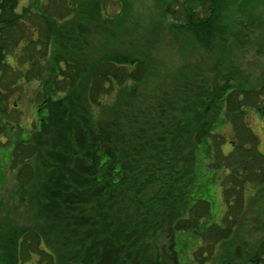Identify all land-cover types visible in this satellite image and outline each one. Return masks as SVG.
I'll return each mask as SVG.
<instances>
[{"label":"trees","instance_id":"1","mask_svg":"<svg viewBox=\"0 0 264 264\" xmlns=\"http://www.w3.org/2000/svg\"><path fill=\"white\" fill-rule=\"evenodd\" d=\"M106 1L0 0V139L14 144L19 197L31 195L43 220L21 233L16 264H182L179 245L192 242L180 235L194 240L191 264H264V152L248 127L252 110L264 120V71L227 81L235 49L224 17L235 0H156L157 37L212 58L200 71L149 63L137 34L107 51L110 25L125 18L106 13ZM18 49L20 67L7 60ZM28 84L37 127L24 133L9 99ZM227 125L238 141L225 153L218 128ZM212 182L225 205L220 223L201 194ZM254 192L263 203L246 217ZM258 231L255 246L239 243Z\"/></svg>","mask_w":264,"mask_h":264},{"label":"rangeland","instance_id":"2","mask_svg":"<svg viewBox=\"0 0 264 264\" xmlns=\"http://www.w3.org/2000/svg\"><path fill=\"white\" fill-rule=\"evenodd\" d=\"M118 1H106V13L108 11L109 15L115 16L120 11L122 15L120 18H125V22L121 26L119 24L110 25L109 34L111 36L104 39L108 40L106 42L107 46H105L108 47L107 51L113 53L119 49L121 41L129 43L137 34L140 36V44L139 47L137 46V49H140L139 54L149 63L154 60L158 67L159 64H162L164 68H178L182 64H186V68L190 70L200 71V67L211 70L212 58L209 59L202 52L190 47L184 50L182 41L174 35L169 38L165 36L157 37L159 31L162 30L163 17L161 15L162 9L157 8L156 0H124L125 4L122 2L119 4ZM28 3L29 0H22L21 5L25 6ZM123 8L129 12L125 13ZM27 25L32 27L34 36H38L36 27L31 23ZM228 30L231 36L226 46L229 45L235 50L229 59L233 61V70L231 75L226 74L227 81L235 85L253 81L264 71V0H235L233 8L224 17V31L227 32ZM215 45L222 50L225 56L224 44L215 42ZM19 51L18 49L7 56L8 62L13 66L20 67ZM50 77H52L51 73L47 71L45 78L50 79ZM35 89V85L28 84L25 86L24 92H16L9 99V105L24 116L21 121V124L25 127L24 133L34 130V125L37 127L35 104L33 102V100H37ZM39 101L40 99H38ZM248 120L250 124L248 127L259 139V150L264 152V120L255 110L250 111ZM218 131L223 140V151L225 153L230 152L232 142L238 141L232 127L230 125L222 126L218 128ZM12 134V132H9V136L14 138L15 136L13 137ZM0 141L2 143L0 145V264H16L17 242L21 233L24 230L42 225L43 220L31 195L19 197L16 172L12 167L14 144L9 143L7 136H2ZM201 168L204 170V166H201ZM199 176L200 182L198 183L204 184L203 180L206 177L203 176V172L200 170ZM223 176L224 173H217L216 179L220 180ZM206 185V187L203 186L201 194L212 205V218L210 220L214 223H220L225 209L221 187L215 182ZM262 199V195L259 196L256 192L249 196L246 204V217H249L247 216L249 212L256 209L257 202L261 201L263 203ZM261 216L264 217V214H261ZM260 223L264 225V218L263 222ZM262 238V231L248 232V236L240 238L239 243L244 244V241H247L255 246ZM185 239L191 241L192 244L179 245V249L180 246H183L180 249V251H183L182 264H191L196 247L193 244L194 240L189 236L180 235L178 240L182 243ZM216 249V260H219V257L223 254V249L222 247ZM246 262H248V259L238 263L246 264Z\"/></svg>","mask_w":264,"mask_h":264}]
</instances>
